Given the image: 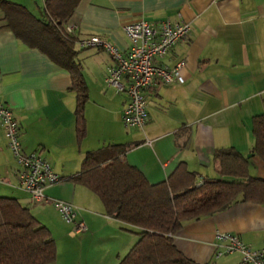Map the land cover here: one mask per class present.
I'll list each match as a JSON object with an SVG mask.
<instances>
[{
	"label": "crops",
	"instance_id": "crops-1",
	"mask_svg": "<svg viewBox=\"0 0 264 264\" xmlns=\"http://www.w3.org/2000/svg\"><path fill=\"white\" fill-rule=\"evenodd\" d=\"M6 1L34 14L45 2ZM140 19L187 23L190 35L165 57L154 59L156 66L168 70L183 62V82L164 85L155 80L144 91L145 126L128 129L121 120L127 96L105 84L113 66L110 56L100 49H81L77 42L98 37L127 53L130 42L123 26ZM70 25L88 90L86 135L80 144L70 74L21 43L0 10V103L18 123L23 151L40 154L62 177L46 189L48 198L71 203L87 228L72 236L71 225L52 203H34L17 187L20 166L0 126V196L16 199L50 231L57 248L54 264H118L138 239L131 227L106 216L97 196L72 181L89 152L128 146L121 161L152 185L164 182L180 163L201 178H220L212 156L225 148H233L248 159L249 167L253 163L264 173L252 154V120L264 115V0H80ZM217 232L264 249V205L239 202L185 223L174 245L196 264H240L237 253L215 258Z\"/></svg>",
	"mask_w": 264,
	"mask_h": 264
},
{
	"label": "trees",
	"instance_id": "trees-1",
	"mask_svg": "<svg viewBox=\"0 0 264 264\" xmlns=\"http://www.w3.org/2000/svg\"><path fill=\"white\" fill-rule=\"evenodd\" d=\"M79 1L45 0L34 14L20 4L0 0L4 21L13 35L70 74L76 95L78 144L86 135L88 90L76 60V41L65 27ZM252 134L253 158L264 168V115L253 118ZM127 149L118 144L87 153L79 173L72 178L98 197L107 217L128 225L137 235V242L118 264H196L174 245V236L185 223L239 202L264 205V177L250 176L248 159L233 148L213 153L218 179L201 178L180 163L164 182L153 185L121 161ZM56 258L50 231L16 199L0 196V264H54Z\"/></svg>",
	"mask_w": 264,
	"mask_h": 264
},
{
	"label": "built area",
	"instance_id": "built-area-1",
	"mask_svg": "<svg viewBox=\"0 0 264 264\" xmlns=\"http://www.w3.org/2000/svg\"><path fill=\"white\" fill-rule=\"evenodd\" d=\"M123 31L130 42L127 53L98 37H89L77 43L81 49H100L110 56L113 66L108 70L105 84L127 96L121 117L123 126L142 129L148 119L144 91L155 80L164 85L183 82L180 75L183 62L175 69L168 70L156 66L154 59L165 57L177 43L186 40L190 35V26L187 23H172L169 19L157 23L140 19L125 24ZM65 32L72 35L73 26L67 25ZM0 126L8 149L20 166L17 187L34 203H52L62 220L71 225L72 236L86 232L85 223L78 219V211L71 203L51 201L46 195V189L62 181V177L53 171L49 161L40 154L23 151L18 123L12 111L3 103H0ZM214 239L215 258L237 253L240 264H264V249H253L238 236L227 232L215 233Z\"/></svg>",
	"mask_w": 264,
	"mask_h": 264
},
{
	"label": "rangeland",
	"instance_id": "rangeland-1",
	"mask_svg": "<svg viewBox=\"0 0 264 264\" xmlns=\"http://www.w3.org/2000/svg\"><path fill=\"white\" fill-rule=\"evenodd\" d=\"M250 176L252 177H264V173L260 171V168H258L253 163L250 164Z\"/></svg>",
	"mask_w": 264,
	"mask_h": 264
},
{
	"label": "water",
	"instance_id": "water-1",
	"mask_svg": "<svg viewBox=\"0 0 264 264\" xmlns=\"http://www.w3.org/2000/svg\"><path fill=\"white\" fill-rule=\"evenodd\" d=\"M200 185V184H199Z\"/></svg>",
	"mask_w": 264,
	"mask_h": 264
}]
</instances>
